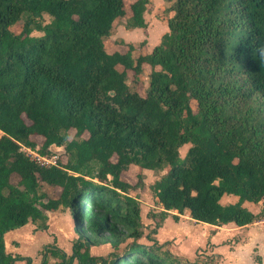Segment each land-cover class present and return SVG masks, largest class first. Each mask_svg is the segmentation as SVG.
<instances>
[{
    "label": "trees",
    "instance_id": "obj_1",
    "mask_svg": "<svg viewBox=\"0 0 264 264\" xmlns=\"http://www.w3.org/2000/svg\"><path fill=\"white\" fill-rule=\"evenodd\" d=\"M129 5L125 27L145 28L153 0ZM170 9L168 31L152 51L146 40L122 38L125 51H109L125 0H0V264H32L6 251L4 234L29 221L48 229V212L60 207L69 209L78 236L71 253L56 239L45 244L39 264H213V256L183 259L155 238L138 241L140 203L122 179L130 165L167 168L150 185L157 226L169 210L240 226L264 213L243 205L264 200V0H173ZM71 128L78 137L70 138ZM35 135L43 137V154L65 145L67 161L32 158L22 144L34 149ZM41 182L59 186V195L40 192ZM224 194L238 200L224 204ZM87 234L109 235L113 252L92 254L96 241ZM126 238L133 240L122 248Z\"/></svg>",
    "mask_w": 264,
    "mask_h": 264
},
{
    "label": "crops",
    "instance_id": "obj_2",
    "mask_svg": "<svg viewBox=\"0 0 264 264\" xmlns=\"http://www.w3.org/2000/svg\"><path fill=\"white\" fill-rule=\"evenodd\" d=\"M161 1L162 0H153V4L160 6ZM146 13L147 11L145 12V20L148 22ZM144 29L145 28L141 27L128 29L125 27V24H123L118 30L115 29V34L113 33L109 37L115 40L122 38L126 43L131 42L137 45L136 42L140 41L141 37L145 36ZM161 29L164 28H157L155 34H153L151 38L147 36L148 42L146 41L145 45L147 52L152 51L153 47L156 45V43L151 45L153 39L154 41L160 39L158 35ZM116 48L120 51H125L121 46ZM144 170L149 171L151 169L145 168ZM237 200L238 196L235 194H224L220 199L224 204L234 203ZM262 201L263 200L258 203L245 201L243 205L247 206L255 214H260L262 211ZM262 216H260L258 220L243 226L237 225L234 222L215 225L196 221L189 215L188 210H185L183 213H179L177 210H169L168 215L159 225L158 234H155L153 237L160 244H165L164 240L167 236H170L173 241L166 245V248L183 259L192 260L194 250L199 246H204L208 258L213 256L212 260H215L217 264H229L236 253V246L248 243L251 247V264H264V222L261 221ZM47 224L48 229L41 230L36 228V223L29 221L21 227L7 231L4 234L6 251L13 255L21 254L23 256H30L32 258V264H39L43 258L41 252L43 246L52 243L54 239H56L57 243V237L52 234L49 222H47ZM32 225H34V228ZM197 226H202L203 230L198 232L196 230ZM162 235L165 238H161L163 237ZM260 235L263 236V238L260 239L262 242L259 241ZM38 237L40 239H38ZM58 241L61 244L59 235ZM39 253L42 254L40 260L37 257ZM54 261V258H51L50 262L53 263ZM14 264H26V262L25 260H17Z\"/></svg>",
    "mask_w": 264,
    "mask_h": 264
},
{
    "label": "rangeland",
    "instance_id": "obj_3",
    "mask_svg": "<svg viewBox=\"0 0 264 264\" xmlns=\"http://www.w3.org/2000/svg\"><path fill=\"white\" fill-rule=\"evenodd\" d=\"M130 2L132 0H125V8H126V15L122 18H120L116 22V30L122 27L123 24L127 21V17L130 15ZM173 0H162L160 6H156L153 4L151 7L147 10V18L148 22L146 23V27L144 29V35L141 37V40H146L148 42V37L151 38L153 34H155L157 28H164L161 29L159 32V40L152 41L151 45L158 44L161 40V36L168 31V25L166 23V18L171 14L170 5L172 4ZM43 20L45 23L49 22L51 20V17L48 14L43 15ZM22 21L16 24L15 29L17 31L21 30L22 27ZM127 30V29H125ZM128 31V30H127ZM41 32L34 30L32 31L33 36H39ZM115 34V33H114ZM138 41V42H140ZM151 41V39H150ZM136 42V44H138ZM121 46L122 49H126L124 44L119 43L115 39L108 37L106 39V47L109 51L114 50L116 47ZM139 50L135 49L133 55L134 57L137 56ZM149 71L150 66L148 64H144L142 73L140 75V83H139V89L142 93L145 92L146 87L149 83ZM133 73L132 71H129V83L133 84ZM3 132L0 130V135H2ZM88 133H84L83 136L86 137ZM76 136V130L74 128L70 129V138H75ZM32 139L38 143V145L33 149L25 144H22V149L28 152L32 157H36L37 154L39 155H45L51 160L57 162H66L69 156V153L66 151L65 145L58 146L56 144H53L49 147V153H41V143L43 141V137L35 135L32 136ZM191 144L187 143L184 144L180 148V154L181 157L184 158L187 150ZM93 168L96 169L97 165L92 164ZM167 171V168L158 169L155 171L152 170H144L140 167L130 165L128 169L124 170L122 173V179L129 182L132 186V188L129 189V194L133 197H135L138 202L140 203L141 208V217L142 222L144 224V236L141 237L138 241L142 244H151V238H154L153 236L158 234L159 227L157 226V220H153L151 216L149 215V211L153 208H156L155 205V197L153 194V191L151 190L150 185L162 174H164ZM143 173V177L139 178L138 174ZM19 177L14 174L11 177V180L16 183L18 181ZM61 188L56 185H51L46 182H41L40 185V192L46 191L50 196L57 197L60 193ZM262 210L264 211V200L262 201ZM264 215V213L262 214ZM49 227H51L52 234L57 237V244L60 246L63 250H66L68 253H71V247L75 239L77 238L78 234L75 232V220L71 216L69 209L60 207L59 209L55 211L49 212ZM34 228V225H32ZM34 230V229H33ZM80 230L84 232L85 228L80 222ZM196 230L199 232L203 230L202 226H197ZM85 234V233H84ZM58 235L61 239V244L58 241ZM88 235V234H87ZM43 236V235H42ZM91 237V239L95 240L96 243L93 244L90 247V252L97 256L102 257H108L111 252H113V247L110 243L111 237L109 235H88ZM163 236V235H162ZM45 237V236H44ZM122 237V235H121ZM161 237V236H160ZM161 238H165L164 236ZM263 236H259V241L262 242L260 239H262ZM38 239H40L38 237ZM132 238H126L125 241L122 243V248L125 247V245L129 242H131ZM172 239L170 236H167L164 242L168 245L169 243H172ZM205 247L199 246L197 247L193 252V259L191 261H199V259L208 258V255L205 253ZM236 253L234 254V258L231 260L229 264H251V247L250 244H241L239 246H236ZM42 254H38V258L40 260ZM190 260V259H187ZM37 262V261H36ZM74 264H78L77 262H74Z\"/></svg>",
    "mask_w": 264,
    "mask_h": 264
},
{
    "label": "built area",
    "instance_id": "obj_4",
    "mask_svg": "<svg viewBox=\"0 0 264 264\" xmlns=\"http://www.w3.org/2000/svg\"><path fill=\"white\" fill-rule=\"evenodd\" d=\"M32 158H34V157H32ZM34 159L37 160L42 165H52V164H56L55 161L51 160L50 158H48L45 155H39V154H37V156ZM261 221L264 222V215L261 217ZM207 259L208 258H203V259L201 258V260H207ZM213 264H217V262L215 260H213Z\"/></svg>",
    "mask_w": 264,
    "mask_h": 264
}]
</instances>
